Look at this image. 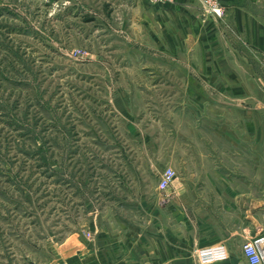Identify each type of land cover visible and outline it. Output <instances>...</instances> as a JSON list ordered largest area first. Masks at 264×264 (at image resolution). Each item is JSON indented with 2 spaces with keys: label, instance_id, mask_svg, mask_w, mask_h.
Returning a JSON list of instances; mask_svg holds the SVG:
<instances>
[{
  "label": "rangeland",
  "instance_id": "374dc122",
  "mask_svg": "<svg viewBox=\"0 0 264 264\" xmlns=\"http://www.w3.org/2000/svg\"><path fill=\"white\" fill-rule=\"evenodd\" d=\"M183 3L0 0V264H79L171 159L264 189V54Z\"/></svg>",
  "mask_w": 264,
  "mask_h": 264
},
{
  "label": "crops",
  "instance_id": "0c3cea01",
  "mask_svg": "<svg viewBox=\"0 0 264 264\" xmlns=\"http://www.w3.org/2000/svg\"><path fill=\"white\" fill-rule=\"evenodd\" d=\"M223 4L241 37L264 54V0ZM169 163L177 166L174 159ZM175 167L172 187L149 190L144 211L118 219L117 231L103 226L94 249L76 247L79 264H249L243 244L264 238V189L256 191L254 173L241 176V188L238 172Z\"/></svg>",
  "mask_w": 264,
  "mask_h": 264
},
{
  "label": "built area",
  "instance_id": "2783aa9c",
  "mask_svg": "<svg viewBox=\"0 0 264 264\" xmlns=\"http://www.w3.org/2000/svg\"><path fill=\"white\" fill-rule=\"evenodd\" d=\"M165 1V0H156ZM208 13L214 16L222 17L225 14V6L223 0H199ZM176 171L174 168L166 167L158 181L160 190H167L173 184L176 178ZM84 235L89 239L93 237V232L84 230ZM264 238H255L248 240L243 244V252L249 261V264H264V246L262 245Z\"/></svg>",
  "mask_w": 264,
  "mask_h": 264
}]
</instances>
